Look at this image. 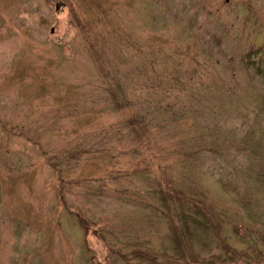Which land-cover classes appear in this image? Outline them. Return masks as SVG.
<instances>
[{
    "label": "rangeland",
    "instance_id": "1",
    "mask_svg": "<svg viewBox=\"0 0 264 264\" xmlns=\"http://www.w3.org/2000/svg\"><path fill=\"white\" fill-rule=\"evenodd\" d=\"M204 262L264 264V0H0V264Z\"/></svg>",
    "mask_w": 264,
    "mask_h": 264
},
{
    "label": "trees",
    "instance_id": "2",
    "mask_svg": "<svg viewBox=\"0 0 264 264\" xmlns=\"http://www.w3.org/2000/svg\"><path fill=\"white\" fill-rule=\"evenodd\" d=\"M174 239L175 240H177V236H174ZM175 242V241H174ZM227 259H232V257L230 256V257H228ZM204 264H205V262H204ZM210 264V263H209Z\"/></svg>",
    "mask_w": 264,
    "mask_h": 264
}]
</instances>
